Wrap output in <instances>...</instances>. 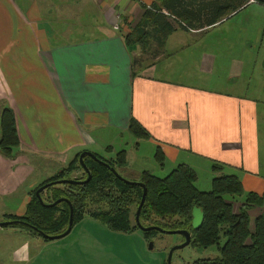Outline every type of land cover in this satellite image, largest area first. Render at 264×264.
<instances>
[{
    "label": "crops",
    "instance_id": "obj_1",
    "mask_svg": "<svg viewBox=\"0 0 264 264\" xmlns=\"http://www.w3.org/2000/svg\"><path fill=\"white\" fill-rule=\"evenodd\" d=\"M152 1L0 0V110L12 109L19 138L13 159L0 154V221L25 213L44 169L53 166L51 176L84 150L106 158L125 150L118 170L131 180L180 163L215 174L217 163L245 191L264 193V0L177 28L161 49L130 47L125 35ZM130 118L148 137L128 136ZM92 219L47 240L0 227V264H127L115 244L126 249L120 235L139 229Z\"/></svg>",
    "mask_w": 264,
    "mask_h": 264
},
{
    "label": "trees",
    "instance_id": "obj_2",
    "mask_svg": "<svg viewBox=\"0 0 264 264\" xmlns=\"http://www.w3.org/2000/svg\"><path fill=\"white\" fill-rule=\"evenodd\" d=\"M246 1L153 0L145 8L138 26L125 35L126 44L133 47L138 45L142 50L154 44L161 49L168 35L175 29H195L193 23L201 19L211 24L241 7ZM127 129L137 138L149 135L134 118L128 120ZM18 145L14 113L10 107L4 106L0 110V154L13 159ZM78 155L59 172L30 191L23 215H9L7 220L21 219L46 234H59L68 226L69 202L73 208V225L82 220L84 215H88L114 231L129 232L139 229L134 219L135 211L133 225L130 215L131 208L136 210L139 204L142 187L116 177L109 167L89 156L83 158L91 175L89 181L54 183L40 192L44 203L39 201L35 190L44 183L64 178H86L87 174L78 162ZM154 156L157 163L162 165L163 154L159 148ZM99 158L118 172L126 164L125 150L118 151L109 159L101 156ZM212 170L215 173L220 172L222 166L214 163ZM76 171H80V174L73 175ZM140 181L146 186V195L139 214L142 225H157L169 230L188 229L191 232L192 246L207 248L216 245L218 255L197 259L192 264H264V211L254 217L252 229L249 214L250 209L264 205V193L245 191L237 175L224 173L212 177L209 190H200L195 185V171L184 163L176 165L163 177L144 171ZM238 196H244V199L235 211L234 202ZM59 198L66 200L52 206L46 205ZM194 206L200 207L204 215L197 229L191 227ZM7 227L22 228L39 236L22 223H13ZM153 231L156 230L142 231V234L149 240ZM221 238L224 239L222 243Z\"/></svg>",
    "mask_w": 264,
    "mask_h": 264
},
{
    "label": "rangeland",
    "instance_id": "obj_3",
    "mask_svg": "<svg viewBox=\"0 0 264 264\" xmlns=\"http://www.w3.org/2000/svg\"><path fill=\"white\" fill-rule=\"evenodd\" d=\"M140 22H141V20L138 23L134 24V26L129 27L130 28L129 32H131L135 26H138V24ZM168 58H169V55H168V53H166L163 58H160V61L158 62L159 65H161L163 68L166 67L167 62H165V60H168ZM162 67H160V68H162ZM0 102H2V101H0ZM127 134H128V136L133 135L130 132H128ZM110 149H111V147L108 150H110ZM102 158L109 159L106 157H102ZM52 169H53V166H48L47 169L43 170V176L41 178L42 181H44L45 179H48L49 177L53 176L55 173H57L61 170V169H59V170L57 169L53 175L49 176L48 172ZM158 173H159V175H161L160 177H163L165 175V173H163L161 171ZM196 173H197V182L195 181V185L200 190L205 189L204 191L209 190V187H207V183H208V180L210 179V176L211 175L213 176L215 174H219L218 172L215 174H211V172L209 170L207 171V169L203 168V167L196 168ZM222 173H226V172L223 171ZM204 187H207V188H204ZM226 198L229 199V196H227ZM236 199L237 200L234 202V210L235 211L237 210V207L239 206V204L244 199V196H238V197H236ZM13 201H15V199H13ZM134 211H135V208L132 207L131 208V215H130L132 225L134 223V220H133ZM258 213H259L258 208L251 210V212H250V218H251L250 229L253 228V219ZM84 216H87L88 218L92 219V217H89L88 215H84ZM92 220L100 223L99 221H96L94 219H92ZM76 224L77 223H75L74 225H76ZM101 224H102V222H101ZM104 224L105 223H103L102 225L105 226L106 224L105 225ZM86 226H88V225H86ZM25 231L28 232L27 230H25ZM136 232L138 235L136 234ZM136 232L135 233L130 232L127 234L126 233L121 234L120 238L126 239L128 241L127 247H126V249H124V248L119 249L120 244L117 243V244H115V248L113 250V251H117L115 253V255L122 257L123 259H126L123 261H126L127 264H166L168 251L173 246H175L176 244H179L183 240V236H181L180 234L165 233V232L156 230V231L151 232L149 240L148 239H145L146 241L143 240L144 243H143V246L141 247L139 245V241L141 239L140 236H143V235H141L142 231L139 229ZM112 236L113 237L111 239L115 240V237L117 235H112ZM116 238L119 239L118 236ZM223 240L224 239L221 238L220 243H222ZM107 247H110V246H107ZM218 253L219 252H218V249L216 248V245H212V246H209L207 248H198V247L192 246L191 244H188L182 248L174 250V252L172 254V258H171V263L172 264H192L197 259H202V258H206V257L207 258L208 257L213 258L214 256L218 255ZM91 261L92 260H90V262ZM95 264H107V263L104 261L103 257H98L96 259ZM111 264H120V259L116 258V260L114 262H112Z\"/></svg>",
    "mask_w": 264,
    "mask_h": 264
},
{
    "label": "water",
    "instance_id": "obj_4",
    "mask_svg": "<svg viewBox=\"0 0 264 264\" xmlns=\"http://www.w3.org/2000/svg\"><path fill=\"white\" fill-rule=\"evenodd\" d=\"M85 156H89V157L93 158L94 160H96L97 162H99L101 164H104L105 166L109 167L110 171H112L115 174L116 177H118V178H120V179H122V180H124L126 182L137 184V185L142 187V195H141L139 204L137 205V208L135 210V216H134L135 222H136V224H137V226H138V228L140 230L147 231V230L155 229V230L162 231V232H165V233H176V234H180L181 236H183L182 242H180L179 244H176L175 246H173L168 251L166 264H172L171 263V258H172V254H173L174 250L182 248V247L190 244L191 232L188 229H182V228L169 230V229H164V228H162L160 226H157V225H151V226L142 225L140 223V221H139V214H140V210H141V207L143 205V202H144V199H145V195H146V186H145V184L143 182H141L140 180H131V179L123 177L117 170H115L107 162H105L104 160L99 158V156H97L95 153H93L91 151L84 150V151L80 152V154L78 155V162H79L80 166L83 168V170L85 171V173L87 174L86 178H84V179L64 178V179H60V180H57V181H50V182L44 183L43 185L39 186L35 190V195L38 197L39 201L41 203H44L42 201L41 197H40V192L43 191L48 186L54 184V183H66V182L67 183H71V182L72 183L73 182H75V183H86L87 181H89L91 175H90L89 170L87 169L86 165L83 162V158ZM61 200H66V199L65 198H59V199H57L54 202L47 203L46 205L52 206V205L60 202ZM68 204H69V209H70L69 219H68V226H67L66 230H64L62 233L54 234V235L46 234L43 231H41L40 229H38L37 227H35L33 225H30V224H28L27 222H25V221H23L21 219L1 220L0 221V227L8 226V225L13 224V223H22V224L27 225L33 231H35L40 237L47 238V239L61 238V237L65 236L66 234L69 233V231L71 230L72 225H73V208H72V205L69 202H68ZM191 214H192L191 227L193 229H197L201 225V223L203 221V218H204L203 212L201 211L200 207L194 206L192 208Z\"/></svg>",
    "mask_w": 264,
    "mask_h": 264
},
{
    "label": "clouds",
    "instance_id": "obj_5",
    "mask_svg": "<svg viewBox=\"0 0 264 264\" xmlns=\"http://www.w3.org/2000/svg\"><path fill=\"white\" fill-rule=\"evenodd\" d=\"M23 247H24L25 250H27L28 249V244L26 243ZM25 260H26V257H25Z\"/></svg>",
    "mask_w": 264,
    "mask_h": 264
},
{
    "label": "built area",
    "instance_id": "obj_6",
    "mask_svg": "<svg viewBox=\"0 0 264 264\" xmlns=\"http://www.w3.org/2000/svg\"><path fill=\"white\" fill-rule=\"evenodd\" d=\"M249 1H253V0H249Z\"/></svg>",
    "mask_w": 264,
    "mask_h": 264
}]
</instances>
